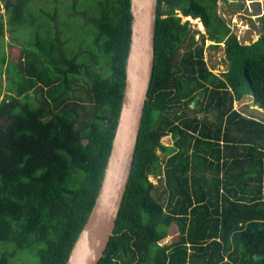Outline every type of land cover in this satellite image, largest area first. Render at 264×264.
Masks as SVG:
<instances>
[{"label":"trees","instance_id":"trees-1","mask_svg":"<svg viewBox=\"0 0 264 264\" xmlns=\"http://www.w3.org/2000/svg\"><path fill=\"white\" fill-rule=\"evenodd\" d=\"M31 1L7 4L6 22L0 3V35L5 25L27 23ZM52 3L56 31L47 40L36 35L37 50L11 44L0 67V264H25L13 262L20 251L35 253L39 264H66L94 207L122 107L131 0ZM217 4L158 2L149 100L99 264H264V11L259 39L252 31L247 43ZM177 10L201 20L212 48L224 44L226 71H211L218 63L209 68L204 44L196 46ZM73 16L87 36L74 52L64 31ZM246 97L257 106L249 114L234 108Z\"/></svg>","mask_w":264,"mask_h":264},{"label":"water","instance_id":"water-1","mask_svg":"<svg viewBox=\"0 0 264 264\" xmlns=\"http://www.w3.org/2000/svg\"><path fill=\"white\" fill-rule=\"evenodd\" d=\"M158 2L131 0L125 89L112 149L94 207L66 264H99L115 234L155 69Z\"/></svg>","mask_w":264,"mask_h":264},{"label":"rangeland","instance_id":"rangeland-1","mask_svg":"<svg viewBox=\"0 0 264 264\" xmlns=\"http://www.w3.org/2000/svg\"><path fill=\"white\" fill-rule=\"evenodd\" d=\"M13 0H0L2 5V13L5 18L6 22V13L8 12L9 8L8 5H11ZM16 1V0H14ZM66 3H70L71 0H65ZM54 2V0L52 1ZM50 0H32L28 6V11L26 14L27 23L23 25H19L17 27H10L9 25H5V32L4 36L0 35V67L3 66V60L6 58L9 61L10 58V45L16 44L24 47H30L36 49V35L40 34L44 40H47V32L48 30H53L54 32L57 29L56 23L50 19L49 12L53 14L55 10V6L53 5ZM82 6V4L80 5ZM264 11V0H218L217 4V12L227 21V23L231 27V31L235 33L241 41H245L250 43L247 39L248 33L253 32L252 39L253 41H257L260 37V30H259V12ZM178 12L179 16H181L180 11ZM182 17V23L189 21V27L191 29V33L194 35L195 40L197 41V45L204 44V57L207 61V64H212V61L217 62L216 68H211L210 70L215 75H220L222 72L228 69V65L225 64V51H224V44H221L219 48H212L211 45L215 44L214 41H211L206 34V29L201 22L200 19H193L190 17ZM83 21L80 19H75L74 16L71 18V21L68 26L64 27V31L66 33V38L69 40V50L73 52L80 47L83 38L87 37L84 33H82V25ZM48 27V29H46ZM62 27V26H61ZM205 37V42L202 41V37ZM85 44H90L89 38L85 39ZM188 45H184L180 49V52L183 54L186 50ZM37 50V49H36ZM83 52L84 49L80 48L78 53ZM211 52L212 58L209 56ZM8 78L4 77V85L6 84ZM80 86L84 87L85 89L88 87L85 84V81L80 83ZM3 92L1 99L3 98ZM82 97L86 98V91L80 94ZM40 98V95L37 96V100ZM87 106L91 105L89 101H84ZM191 108H194L192 106ZM234 108L238 111L243 112L244 114H249L254 109H257L255 106L253 99L251 97H246L241 102H235ZM263 111L260 110L258 113H262ZM190 114H193L191 112ZM205 116V114H201V117ZM210 119H213V114L209 115ZM162 142L165 145H172L173 140L170 135L165 136L162 138ZM150 180L158 187L160 186V180L158 176H150ZM159 190L163 191L161 187ZM155 194V193H154ZM165 200V198H164ZM175 230V229H173ZM176 233L172 231L171 235L167 237L165 240L161 242L162 245L170 244L171 241L174 239ZM13 262L20 263L25 262V264H39L38 258L35 253L31 251H20L13 257Z\"/></svg>","mask_w":264,"mask_h":264},{"label":"flooded vegetation","instance_id":"flooded-vegetation-1","mask_svg":"<svg viewBox=\"0 0 264 264\" xmlns=\"http://www.w3.org/2000/svg\"><path fill=\"white\" fill-rule=\"evenodd\" d=\"M191 19V18H190ZM197 42V41H196ZM203 44V43H202ZM201 44V45H202ZM185 45H188L189 46V42H188V44H185ZM199 45V44H198ZM197 44H196V46H198ZM213 45H215V44H213ZM212 46V45H211ZM211 53V52H210ZM195 105V104H194ZM192 107V106H191Z\"/></svg>","mask_w":264,"mask_h":264}]
</instances>
